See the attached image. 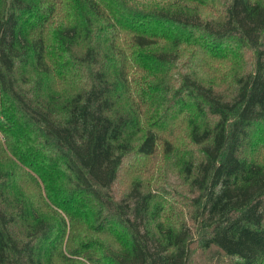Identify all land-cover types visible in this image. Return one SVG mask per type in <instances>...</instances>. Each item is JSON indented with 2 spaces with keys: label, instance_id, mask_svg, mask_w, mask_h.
Instances as JSON below:
<instances>
[{
  "label": "trees",
  "instance_id": "trees-1",
  "mask_svg": "<svg viewBox=\"0 0 264 264\" xmlns=\"http://www.w3.org/2000/svg\"><path fill=\"white\" fill-rule=\"evenodd\" d=\"M0 264H264V0H0Z\"/></svg>",
  "mask_w": 264,
  "mask_h": 264
},
{
  "label": "rangeland",
  "instance_id": "rangeland-1",
  "mask_svg": "<svg viewBox=\"0 0 264 264\" xmlns=\"http://www.w3.org/2000/svg\"><path fill=\"white\" fill-rule=\"evenodd\" d=\"M173 178V181H171V182H174V183H176L177 182V180H178V178L177 179H175L174 180V177H172Z\"/></svg>",
  "mask_w": 264,
  "mask_h": 264
}]
</instances>
